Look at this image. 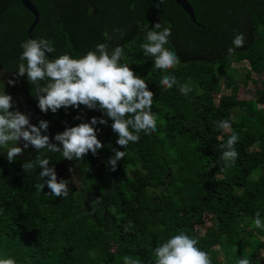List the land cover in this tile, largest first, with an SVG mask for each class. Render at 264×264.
I'll use <instances>...</instances> for the list:
<instances>
[{"label": "trees", "instance_id": "1", "mask_svg": "<svg viewBox=\"0 0 264 264\" xmlns=\"http://www.w3.org/2000/svg\"><path fill=\"white\" fill-rule=\"evenodd\" d=\"M31 1L40 13L32 35L48 39L54 57L68 53L78 58L99 43L108 44L109 51L124 48L122 62L154 93L157 131L141 133L138 143L124 149L116 143L111 119L98 108L42 112L27 75H16L20 45L29 39L35 17L21 0H0V80L17 81L0 91L12 95V110L26 113L37 127L48 121V130L41 131L54 144L66 127L94 116L108 120L94 125L105 145L97 155L89 152L82 161H69L41 150L58 181H71L73 175L78 180V186L69 183L67 198L46 195L47 185L44 192L36 191L42 169H22L40 154L34 148L12 163L0 148V257L7 253L17 264H123L130 255L153 264L155 247L183 231L199 240L212 264H237L241 257L264 264L257 254L264 251V229L253 222L256 212L264 221V0H189L200 26L172 0ZM157 22L171 28L165 47L181 61L167 73L178 80L171 89L160 86L165 73L154 68V58L141 47ZM238 33L245 35V43L229 55ZM238 64L246 71L243 81L233 72ZM250 82L252 98H244L240 90ZM185 83L192 88L187 96L178 90ZM224 119L239 136L238 158L226 170L220 145L230 133L216 127ZM111 148L126 151L115 171L108 164ZM100 197L93 211L92 201Z\"/></svg>", "mask_w": 264, "mask_h": 264}, {"label": "clouds", "instance_id": "2", "mask_svg": "<svg viewBox=\"0 0 264 264\" xmlns=\"http://www.w3.org/2000/svg\"><path fill=\"white\" fill-rule=\"evenodd\" d=\"M163 2V0H161ZM115 31H120L116 29ZM172 35L170 27H163L157 22L154 28L147 31L145 43L141 45L146 56L154 58V68L165 73L160 86L171 89L178 85L175 75L167 74L169 70L180 65V58L174 52L165 47ZM104 36L108 37L105 32ZM245 35L238 33L233 39V47L227 52L233 54L236 48L243 47ZM23 49L20 54L17 77L27 75L28 82L34 86L39 109L47 113L49 109L53 114L59 109L75 107L79 109L84 105L89 109H100L104 115L111 119V129L119 138L116 143L127 149L129 143H138L140 134L151 135L157 131V119L152 112L154 93L149 90L144 78L137 75L130 65L122 62L124 48L117 45L111 51L106 43H99L94 49L84 55L74 58L68 53L55 55L50 59L48 53H55L53 44L45 38H29L20 45ZM17 81L9 79L7 84L15 86ZM181 94L187 96L192 88L188 83L180 84L178 89ZM13 97L0 91V148L6 149V157L9 163L22 156L28 148H34L39 155L22 164L24 172L29 173L40 168V183L34 185L36 191L44 192L45 185L50 190L46 195L67 198L69 195V183L78 186V181L73 175L71 181H58L55 167H49L50 159L41 150L60 153L69 161L84 160L91 152L98 154V149L105 145L98 139L96 124L107 125L108 120L103 117H92L90 122H82L73 127H66L62 133L55 135L54 144L48 135H43L41 129L47 131L49 122L40 121L37 127L30 123L29 116L18 108L13 111ZM75 119H81L78 115ZM216 127L225 133H230L225 143L220 145L222 153L220 159L225 162V169L230 167L238 158L235 145L239 136L232 131L230 120L224 119L217 123ZM23 140V147L18 146ZM10 144L12 146H10ZM111 147V146H110ZM114 155L109 157L108 164L115 171L118 162L121 161L126 151L111 148ZM73 171V169H69ZM45 177L49 179L45 180ZM101 202V197L92 201V210ZM256 228L264 229V221L260 218V212H256L254 218ZM131 227V222H129ZM128 231V227L125 228ZM199 240L181 231L169 236L159 243L153 250V264H212L210 253L198 247ZM123 264H141L139 258L125 255ZM0 264H17V260L5 253L0 257ZM237 264H251L247 257L238 259Z\"/></svg>", "mask_w": 264, "mask_h": 264}, {"label": "water", "instance_id": "3", "mask_svg": "<svg viewBox=\"0 0 264 264\" xmlns=\"http://www.w3.org/2000/svg\"><path fill=\"white\" fill-rule=\"evenodd\" d=\"M135 1H151V0H135ZM174 1L195 23L196 25L200 26V24L197 22L196 14L193 5L190 3L189 0H172ZM21 3L23 7L29 11L34 17L35 20L33 24L30 26L28 30V36L29 38H34L32 33L34 29L38 26L39 20H40V13L36 5L31 0H21ZM51 59H54L55 57L48 53L47 54Z\"/></svg>", "mask_w": 264, "mask_h": 264}, {"label": "rangeland", "instance_id": "4", "mask_svg": "<svg viewBox=\"0 0 264 264\" xmlns=\"http://www.w3.org/2000/svg\"><path fill=\"white\" fill-rule=\"evenodd\" d=\"M234 68V70H233V72L235 73H237V76H238V78L240 79V81H243L244 79V76H245V73H246V71L244 70V68H243V66L241 65V64H238V65H234L233 66ZM236 68V69H235ZM1 82V81H0ZM254 88V85H253V83L252 82H250L249 83V87H248V89H244V87H242V89L240 90V93H242L243 95H247L246 97H244V98H249V99H251L252 97H251V95L252 94H249L248 92H249V90L250 89H253ZM232 90H225V92L226 93H230ZM219 97H220V95L219 94H217L216 96H215V99H216V101L218 102V100H219ZM19 144H20V142H19ZM18 144V145H19ZM72 178V177H71ZM70 178V179H71ZM78 181V180H77ZM212 225V223L210 222V220L208 219V221H207V227H210ZM204 231V230H203ZM257 254H258V256L259 257H261L262 259L264 258V251H258L257 252Z\"/></svg>", "mask_w": 264, "mask_h": 264}, {"label": "flooded vegetation", "instance_id": "5", "mask_svg": "<svg viewBox=\"0 0 264 264\" xmlns=\"http://www.w3.org/2000/svg\"><path fill=\"white\" fill-rule=\"evenodd\" d=\"M0 69H1V66H0ZM1 81V80H0ZM6 86V87H8V84H4L2 81L0 82V86ZM14 89H12V88H10V91H13Z\"/></svg>", "mask_w": 264, "mask_h": 264}]
</instances>
